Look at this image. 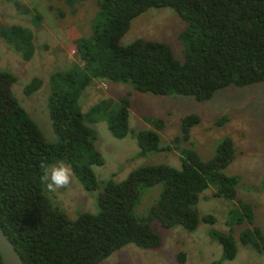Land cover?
<instances>
[{"label":"trees","instance_id":"obj_1","mask_svg":"<svg viewBox=\"0 0 264 264\" xmlns=\"http://www.w3.org/2000/svg\"><path fill=\"white\" fill-rule=\"evenodd\" d=\"M100 20L95 32L78 41L79 61L54 72L50 80V118L57 142H49L38 123L13 91L17 76L0 68V226L15 243L25 264H99L128 244L158 249L163 237L151 227L158 220L166 228L183 226L194 231L200 224L197 209L201 193L209 186L215 195L237 199V176L225 175L234 159V140L221 139L215 155L207 160L193 152L182 158L180 169L167 165H143L120 181L101 183L92 166L105 159L95 146L97 132L91 127L94 112L107 117L112 132L125 137L130 129L128 100L117 110L107 99L89 112L83 110L82 95L96 79L131 81L138 89L159 95L195 96L211 99L229 85L245 86L264 80V0H99ZM173 8L186 21L181 37L185 59L179 60L164 41L136 39L128 45L122 39L132 21L150 8ZM4 40L27 54L33 52V33L21 25L3 28ZM25 44V47H22ZM39 77L25 86V93L38 90ZM227 117V116H226ZM149 120V119H148ZM157 129L162 118L151 119ZM199 121L191 115L183 131ZM224 118L218 119L223 123ZM157 129L138 131L140 152L163 150ZM69 164L87 191H96L98 211L82 212L71 218L54 203L41 183L42 165ZM163 185L159 198L139 218L136 208L145 187ZM238 205L253 221L252 205L238 199ZM210 223L213 215H205ZM210 235L223 245L218 264L237 255L232 232L211 229ZM245 244L264 252V231L258 226L239 234ZM180 260L185 253L180 252ZM0 264H4L0 256Z\"/></svg>","mask_w":264,"mask_h":264},{"label":"rangeland","instance_id":"obj_2","mask_svg":"<svg viewBox=\"0 0 264 264\" xmlns=\"http://www.w3.org/2000/svg\"><path fill=\"white\" fill-rule=\"evenodd\" d=\"M99 7V0H0V68L17 76L13 91L49 142L58 140L50 118L51 76L79 61L77 43L95 32L101 17ZM13 25L32 31L31 54L3 39L1 30ZM186 26V21L173 8H150L132 21L121 42L128 45L139 38L164 41L184 61L186 45L181 33ZM35 77L42 79L41 87L26 94L25 86ZM96 80L97 84L89 86L82 95L85 112L107 99L117 101L111 105L115 110L127 103L121 104V100L127 99L129 103L130 129L125 137L115 136L104 113L91 115L95 120L90 125L97 132L95 146L105 159L104 164L92 166L101 183L123 180L143 165L167 164L180 169L182 158L190 152L200 159H210L225 136L233 138L235 156L222 172L238 178L237 199L215 195L216 188L212 185L201 193L197 204L201 221L196 230L189 231L183 226L166 228L158 220H152L151 227L163 237L160 248L143 249L128 244L99 264H212L223 257V245L210 235L211 229L232 232L237 239L236 257L218 264H264V252L239 239L245 228L258 226L264 231V80L220 88L205 101L190 95L145 92L131 81ZM191 115L198 116L199 121L186 133L183 122ZM159 118L165 126L157 129L149 120ZM220 118H224L223 123H218ZM146 129L159 130L162 144L169 147L139 154L138 131ZM162 190V184L144 188L136 208L139 218L148 213ZM45 192L71 218L82 212L98 211L99 191H87L73 170L67 188L49 192L45 187ZM238 199L252 205L253 221L247 219ZM208 214L215 217L213 223L204 219ZM180 252L185 253L184 260L179 259Z\"/></svg>","mask_w":264,"mask_h":264},{"label":"clouds","instance_id":"obj_3","mask_svg":"<svg viewBox=\"0 0 264 264\" xmlns=\"http://www.w3.org/2000/svg\"><path fill=\"white\" fill-rule=\"evenodd\" d=\"M43 174L40 177L41 183L49 192H56L59 189L67 188L72 181V169L69 165L61 162L51 166L42 165Z\"/></svg>","mask_w":264,"mask_h":264},{"label":"water","instance_id":"obj_4","mask_svg":"<svg viewBox=\"0 0 264 264\" xmlns=\"http://www.w3.org/2000/svg\"><path fill=\"white\" fill-rule=\"evenodd\" d=\"M0 256L4 264H25L15 243L0 226Z\"/></svg>","mask_w":264,"mask_h":264},{"label":"crops","instance_id":"obj_5","mask_svg":"<svg viewBox=\"0 0 264 264\" xmlns=\"http://www.w3.org/2000/svg\"><path fill=\"white\" fill-rule=\"evenodd\" d=\"M96 81V83L95 84H97V80H95Z\"/></svg>","mask_w":264,"mask_h":264},{"label":"built area","instance_id":"obj_6","mask_svg":"<svg viewBox=\"0 0 264 264\" xmlns=\"http://www.w3.org/2000/svg\"><path fill=\"white\" fill-rule=\"evenodd\" d=\"M105 86H106V84L105 83H103Z\"/></svg>","mask_w":264,"mask_h":264}]
</instances>
